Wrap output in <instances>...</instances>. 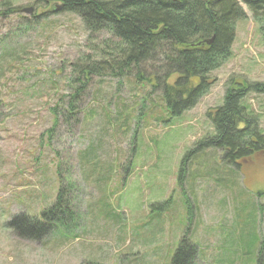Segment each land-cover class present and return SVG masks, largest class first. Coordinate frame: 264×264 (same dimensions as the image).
Returning a JSON list of instances; mask_svg holds the SVG:
<instances>
[{
  "label": "rangeland",
  "instance_id": "1",
  "mask_svg": "<svg viewBox=\"0 0 264 264\" xmlns=\"http://www.w3.org/2000/svg\"><path fill=\"white\" fill-rule=\"evenodd\" d=\"M57 4L0 0V264H172L184 235L194 264H259L260 250L264 264V156L189 153L215 134L207 113L229 85L264 82V39L248 6L230 58L190 110L175 116L148 83L95 75L72 116L74 66L101 36ZM243 104L264 132V92ZM61 182L71 214L45 221Z\"/></svg>",
  "mask_w": 264,
  "mask_h": 264
},
{
  "label": "trees",
  "instance_id": "2",
  "mask_svg": "<svg viewBox=\"0 0 264 264\" xmlns=\"http://www.w3.org/2000/svg\"><path fill=\"white\" fill-rule=\"evenodd\" d=\"M54 1L60 12L78 15L89 36H101L98 42L95 41L94 54L74 66L77 81L81 80L82 85L75 88L68 106L72 116L78 109L75 102L86 85L82 81L95 75L148 83L150 93L160 92L173 115L190 110L214 83L210 74L232 54L236 23L246 17L241 2L252 12L264 39V0ZM252 89L264 92V82L227 87L223 104L210 108L207 113L215 134L198 142L189 153L218 148L229 161L264 156V132L259 117L243 104ZM146 102L145 99L142 101L143 106ZM3 103L0 97V107ZM52 111L56 114V109ZM65 192L61 182L55 203L42 211V219L50 222L69 214ZM30 218L42 225L38 217ZM46 226L49 231L51 225ZM20 233L22 238H27L24 235L33 232ZM196 254V245L184 235L172 264H194ZM262 258L260 250L259 264Z\"/></svg>",
  "mask_w": 264,
  "mask_h": 264
},
{
  "label": "water",
  "instance_id": "3",
  "mask_svg": "<svg viewBox=\"0 0 264 264\" xmlns=\"http://www.w3.org/2000/svg\"><path fill=\"white\" fill-rule=\"evenodd\" d=\"M25 11L31 13V8L25 9ZM210 42H211V40H210Z\"/></svg>",
  "mask_w": 264,
  "mask_h": 264
},
{
  "label": "bare ground",
  "instance_id": "4",
  "mask_svg": "<svg viewBox=\"0 0 264 264\" xmlns=\"http://www.w3.org/2000/svg\"><path fill=\"white\" fill-rule=\"evenodd\" d=\"M71 60V59H70Z\"/></svg>",
  "mask_w": 264,
  "mask_h": 264
}]
</instances>
